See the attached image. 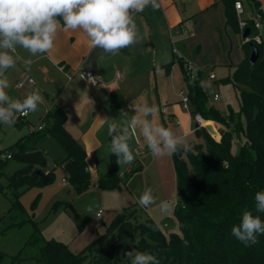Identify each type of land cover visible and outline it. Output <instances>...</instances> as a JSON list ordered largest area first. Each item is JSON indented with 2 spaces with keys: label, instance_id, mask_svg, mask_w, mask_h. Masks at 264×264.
<instances>
[{
  "label": "trees",
  "instance_id": "1",
  "mask_svg": "<svg viewBox=\"0 0 264 264\" xmlns=\"http://www.w3.org/2000/svg\"><path fill=\"white\" fill-rule=\"evenodd\" d=\"M240 0H222L225 6L227 26L239 31L234 4ZM252 5L256 14L264 20V11L258 0H245ZM242 2V1H241ZM248 21L252 36L256 35L254 21ZM259 49V58L251 63V44ZM264 42L243 44V60L226 80L234 88L241 90L239 114L246 119V131L241 121L236 123V112L229 109L227 115L207 105V96L200 84L203 72L191 78L185 69V62H176L183 69L192 115L200 114L206 121L223 126L220 139L208 134L205 128L194 132L197 142L191 144L189 152L173 154L178 182V205L176 218L179 233L165 234L152 220L140 221L135 210L119 211L101 236L79 255H74L66 244L55 240L46 241L39 237L34 223L20 203L21 193L36 185L51 182L52 171L46 174L47 152L44 143L52 139L61 146L65 158L60 163L67 171L68 181L78 195L84 194L91 184V174L86 162L85 148L67 130L68 116L57 107L48 112L42 123L45 127L20 139L9 151L10 159L0 158V179L9 160L23 163L24 167L7 179V187L0 183V191L12 192L11 207L7 213L9 224L1 234L19 229L24 224H32V240L28 248H37V264H130L126 258L128 251L150 252L159 264H264V235L257 236V243L245 246L231 232L238 225L244 210L259 215L264 221V213L256 212L255 193L264 191ZM169 66V65H168ZM169 69V67H168ZM225 81V80H224ZM23 121L17 118L15 125L21 127ZM208 122L206 125H210ZM213 132V130H212ZM244 133L245 142L238 154H233L235 134ZM116 156L111 155V169L99 178L101 188L112 190L120 187ZM2 220V221H3ZM111 234L116 240L109 246L104 243ZM187 241V244H185ZM7 257L0 251V264Z\"/></svg>",
  "mask_w": 264,
  "mask_h": 264
},
{
  "label": "rangeland",
  "instance_id": "2",
  "mask_svg": "<svg viewBox=\"0 0 264 264\" xmlns=\"http://www.w3.org/2000/svg\"><path fill=\"white\" fill-rule=\"evenodd\" d=\"M245 7L247 1L244 0ZM246 14H244L245 17ZM245 19V18H244ZM207 31V30H206ZM204 30V33L206 34ZM261 34L264 40V20L262 21ZM189 32V31H188ZM189 33H187L188 35ZM241 47V40L238 35L234 36ZM204 40L210 41L208 34L204 36ZM264 50V47H263ZM18 55L25 59L31 58L33 63L30 69H26L22 62H19L14 69H9L7 76L10 81V87L7 90L13 98L23 99L28 92L35 88H39L43 96V103L38 106V110L28 113L26 120L30 124L24 122L21 127L14 125L0 124V150L9 151L13 148L21 138L32 132V128L39 127L42 118L52 109L55 110V104L61 107L62 101L66 94L59 93L58 88L49 90V61L42 55L38 57H29V54L23 49H18ZM117 55V53H115ZM198 52H191L190 55L176 53L175 60H183L185 69H188L189 62L193 67L205 69L200 79V84L207 96V105L219 111L223 115L229 113V109L236 112V123L240 120L243 130L246 131V119L244 115L239 114V98L242 90L234 88L231 82L226 81L232 74L231 61L226 58L224 61L219 58L212 50L205 55L204 59ZM236 63L237 56L232 57ZM212 69V73L216 76V81H209L206 74ZM192 74V75H190ZM188 75L193 79L197 77V70H191ZM176 90L184 91L186 95L187 85L183 75V69L177 63V70L174 72ZM32 80L33 83H29ZM225 80V81H224ZM27 81V82H26ZM18 82H25L22 89H17ZM221 96L220 101H215L213 94ZM171 100V107L177 104V99L174 92L168 95ZM181 99V98H180ZM55 108V109H53ZM73 115V117H72ZM70 113L69 120L66 123V128L73 132L74 138L85 148V144L81 142V136L93 122V113L87 116V120L79 118L78 114L73 110ZM168 124V128L178 130L181 127H176L174 124ZM195 122L192 127V132L186 134L188 143L191 145L197 142V137L194 134ZM213 133L216 134V129L223 128L221 124L216 123V128L213 123L210 124ZM217 140L220 137L216 138ZM97 140L102 144L100 149H96L93 157L90 158L89 166L91 174V184L88 190L81 195H78L72 184L68 181L67 171L60 163L65 158V153L61 146L52 139L44 143L47 152V169L52 171L54 178L51 182L36 185L21 193L19 197L20 203L28 212L30 219L37 224L39 237L46 241L55 240L66 244L74 255H79L84 252L87 247L95 240L105 235L108 227L115 219L117 213L123 209L135 210L137 218L144 222L147 219H152L165 234L179 233L178 221L176 218V208L178 205V182L175 170V164L172 155L163 157H154L147 149L142 137L137 133L130 141V145L135 154L136 159L131 165H118L117 172L121 178L120 187L112 190H107L99 187V178L106 174L111 169V152L110 140L108 135V125L99 132ZM245 142L244 133L235 134L232 152L238 154L241 146ZM136 148L139 149L136 152ZM97 162V168L95 166ZM24 167L23 163L16 160H9L4 175L0 179V183L7 187V179L18 170ZM63 179L66 182H63ZM147 188L153 190L156 197V203L142 207L138 204L140 194ZM12 192L6 188L4 192L0 191V230L6 228L9 224L8 220H3L7 217V213L11 207ZM162 200H168L172 206L167 212L160 210L159 204ZM72 206L76 213L71 211ZM91 209V211H89ZM100 217H97V214ZM3 220V221H2ZM33 228L32 224H24L19 229H11L6 234L0 235V251L6 253L7 257L2 264H37L36 257L39 253L37 248H28L26 243L32 240ZM116 240V235L111 234L104 246L113 244ZM89 264V260L85 261Z\"/></svg>",
  "mask_w": 264,
  "mask_h": 264
},
{
  "label": "crops",
  "instance_id": "3",
  "mask_svg": "<svg viewBox=\"0 0 264 264\" xmlns=\"http://www.w3.org/2000/svg\"><path fill=\"white\" fill-rule=\"evenodd\" d=\"M240 1L246 14L243 19L254 20L257 15L255 8L248 3L245 7L244 0ZM258 3L264 11V0H258ZM134 19L140 34L139 42L117 52V55L114 54L108 61L98 60L95 73L98 80L96 88L91 87L83 76V70L90 67L87 65V58L93 48L82 31L65 32L61 28L57 33L54 48L42 55L49 61V76L52 77L49 79V90L58 88L59 93L66 94L61 107L56 104L55 107L62 108L68 120L73 110L85 121L87 116L93 113V122L87 129L83 126L84 132L80 140L85 144L89 170L94 168H90L88 164L90 158L95 154L94 151L102 146L97 140L99 132L112 122L109 118H120L122 109L134 115L131 106L139 103L155 105L158 108L159 123L166 127L167 123L181 127L174 130L178 134L186 135L192 132L193 124L196 123L191 114L192 107L191 113L183 109L180 99L182 91L177 92L178 85L173 77L177 70L173 48L185 55L199 51V55L203 53L201 60L213 50L224 61H227L228 57L232 71L244 57L242 37L240 32H235L226 25L227 18L222 0H156L155 7L149 5L143 12L135 13ZM262 21L260 19L256 34L260 35L264 42L260 31ZM204 30H207L210 41L204 40ZM236 35L240 37L241 47L234 37ZM234 56H237L236 63L232 58ZM206 69L208 78L213 73L212 69ZM201 70L205 72V69ZM171 92H174L178 104L173 107L168 98ZM206 122L213 123L216 128L214 122ZM196 125L197 123L195 130ZM37 128L34 127L31 131H37ZM70 133L73 135V132ZM138 151L136 148V152ZM95 166L97 168V162Z\"/></svg>",
  "mask_w": 264,
  "mask_h": 264
},
{
  "label": "clouds",
  "instance_id": "4",
  "mask_svg": "<svg viewBox=\"0 0 264 264\" xmlns=\"http://www.w3.org/2000/svg\"><path fill=\"white\" fill-rule=\"evenodd\" d=\"M149 5L155 7L156 0H0V124L14 125L17 114L37 111L44 99L39 88L28 92L23 99L9 95L8 70L16 68L19 62L30 69L33 63L31 58L18 55V49H23L29 57L45 55L54 48L57 33L63 28L65 32L82 31L93 49L115 54L139 42L134 14L143 12ZM87 79L96 84V77L88 75ZM131 108L134 115L122 109L120 118H109L112 121L108 124L110 152L116 156L118 165H131L136 159L130 141L137 133L154 157L192 150L185 135L158 122L157 106L139 103ZM254 199L256 212L264 213V191L256 192ZM155 203L151 188L145 189L138 198L142 207ZM171 206L168 200L159 204L162 212ZM231 232L249 246L257 243L258 235H264V221L259 215L244 210ZM126 258L130 264H159L150 252L128 251Z\"/></svg>",
  "mask_w": 264,
  "mask_h": 264
},
{
  "label": "built area",
  "instance_id": "5",
  "mask_svg": "<svg viewBox=\"0 0 264 264\" xmlns=\"http://www.w3.org/2000/svg\"><path fill=\"white\" fill-rule=\"evenodd\" d=\"M234 7H235V11H236V16H237V21H238L240 35L242 37V43L243 44H246V43H249V42H255V43H258V44H262L263 41H262L260 35H258V34L253 35V36L251 34L250 36H247V37L244 36L245 30H246V28H248V21H246V20L243 19V15H244L243 3L241 1H236L235 4H234ZM260 19H261L260 15H256L254 17V20L253 21H254V28L255 29H259V27H260ZM173 52L174 53H177L178 51H177L176 48H173ZM187 67H188V69H187L188 72L191 71V70H197V72L202 71L200 68L193 67L190 64H188ZM88 75H91L93 77H96V74L92 70L91 67L85 68L83 70L84 79L89 83V81L87 79ZM190 75H192V74H190ZM208 79H209V81H213L216 78H215V75L214 74H210L208 76ZM28 82L30 84L33 83L32 80H28ZM95 83L96 84H92V83H89V84L91 85V87L96 88L98 86V80L97 79H96ZM24 85H25V82H19V83H17L16 87L18 89H21V88L24 87ZM213 95H214L213 98H214L215 101H220L222 99L221 96L218 95V94H216V93H214ZM180 96H181V99H182L183 109L191 113V110H190L191 104H190V100H189L188 95H186L185 92L183 91V92L180 93ZM27 115L17 114V118L25 119L27 117ZM192 116H193L194 120L196 121V123L200 127L206 126V124L208 123V122H206L201 117L200 114H195V115H192ZM44 127H45V124L44 123H41L39 125V127L37 128V130H42ZM0 158L1 159H10L11 158V154L9 152L2 153V155L0 156ZM46 174H49V170H46ZM63 182H66V180L63 179ZM97 217H100V214L99 213L97 214Z\"/></svg>",
  "mask_w": 264,
  "mask_h": 264
},
{
  "label": "water",
  "instance_id": "6",
  "mask_svg": "<svg viewBox=\"0 0 264 264\" xmlns=\"http://www.w3.org/2000/svg\"><path fill=\"white\" fill-rule=\"evenodd\" d=\"M252 33V29L250 27L246 28L244 36H250ZM251 54H250V61L251 63H256L258 58H259V49L255 44H251ZM114 54H105L102 52V50L100 48H94L92 53L88 56L87 58V65H90V67L93 69V71L96 73L97 72V65H98V60L102 59L104 61H108L109 59L112 58ZM196 128H205L206 131L208 132L209 135H211L213 138H218L220 137V132L216 130V134L215 135L212 132V127L209 125L200 127L198 124L196 125ZM71 211H73V213H76L75 209L70 206Z\"/></svg>",
  "mask_w": 264,
  "mask_h": 264
}]
</instances>
